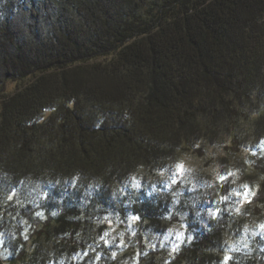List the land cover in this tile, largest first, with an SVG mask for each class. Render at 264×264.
I'll list each match as a JSON object with an SVG mask.
<instances>
[{
	"label": "trees",
	"instance_id": "obj_1",
	"mask_svg": "<svg viewBox=\"0 0 264 264\" xmlns=\"http://www.w3.org/2000/svg\"><path fill=\"white\" fill-rule=\"evenodd\" d=\"M0 264H264V0H0Z\"/></svg>",
	"mask_w": 264,
	"mask_h": 264
},
{
	"label": "rangeland",
	"instance_id": "obj_2",
	"mask_svg": "<svg viewBox=\"0 0 264 264\" xmlns=\"http://www.w3.org/2000/svg\"><path fill=\"white\" fill-rule=\"evenodd\" d=\"M13 86H14V85L11 84V85H10V88H12Z\"/></svg>",
	"mask_w": 264,
	"mask_h": 264
}]
</instances>
